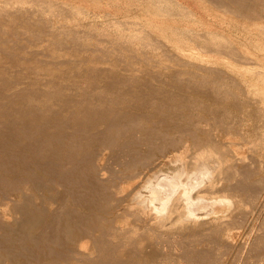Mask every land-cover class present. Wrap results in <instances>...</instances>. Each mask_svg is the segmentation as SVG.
<instances>
[{
  "label": "rangeland",
  "instance_id": "1",
  "mask_svg": "<svg viewBox=\"0 0 264 264\" xmlns=\"http://www.w3.org/2000/svg\"><path fill=\"white\" fill-rule=\"evenodd\" d=\"M95 1L0 0V264L69 263L56 253L61 249L65 253L74 244H39L23 237L22 225L14 223L23 218V208L37 212L49 197L50 213L65 205L80 221L96 226L101 217L109 216L111 186L121 183L117 175L126 170L128 161L152 152L167 162L180 151L207 142L222 143L223 149L245 157L255 190H228L230 204L201 214L206 224L181 233L185 243L181 250L165 248L152 254L144 244L141 257L132 251L134 257L126 255L129 264L140 259H153V264H202L194 253L203 250L214 253V260L203 264H264V242L258 240L264 239V171L259 165L264 162V148L255 140L264 125L256 121L255 107L248 105L253 95L248 92L249 80L261 79L256 73L264 55V0H177L183 7L158 0L171 5L166 15L174 16L156 14L160 5L156 0ZM78 5L86 14H76L72 6ZM187 8L202 26L187 16ZM151 20L166 26L189 25L201 34L208 28L227 35L236 46L243 45L246 54L251 51L252 58L229 55L236 72L224 70V59L214 46L199 54L198 45L205 37L171 30L159 34L160 30L149 29ZM150 30L153 34L147 36ZM222 68L226 80L218 83L217 70ZM248 68L256 72H246ZM222 119L225 125L220 124ZM163 146L165 158L160 152ZM109 163L114 167L103 180L98 167ZM123 186L121 194L129 192L130 185ZM218 189L226 194L224 188ZM52 227L50 235L55 237ZM40 231L35 226L29 235ZM84 244L80 240L79 246ZM49 246L52 255L42 249Z\"/></svg>",
  "mask_w": 264,
  "mask_h": 264
},
{
  "label": "bare ground",
  "instance_id": "2",
  "mask_svg": "<svg viewBox=\"0 0 264 264\" xmlns=\"http://www.w3.org/2000/svg\"><path fill=\"white\" fill-rule=\"evenodd\" d=\"M39 1H41V0H39ZM156 1H158V0H156ZM164 1L167 2V0H164ZM168 1H172V2L174 1L177 6L183 7L181 5V2H179L177 0H168ZM108 2H111V1H108ZM158 2L160 3V1H158ZM168 3H166V4H168ZM100 5H101V2H100ZM62 6L64 7V5H62ZM170 6L160 3V5H158V8H156L157 9L156 14L163 15V16H174V15H166L167 13L169 14V12H171V10H172V9H170L171 8ZM72 7H73L72 9L75 12H77L76 13L77 15H78V13L86 14L85 8L84 7L82 8L81 5H78L77 7H74V6H72ZM187 9H188L187 10L188 12L185 10V12L188 14L187 16H190L194 13V11L192 9H190V8H187ZM192 20H194L195 25H199V26L203 25L202 22L200 21V23H201L200 24L197 21V18H195L193 15H192ZM140 23L143 24L142 22H138V21L136 22V24H138V25H140ZM163 23H164L163 21L156 23L155 21L151 20L148 22L149 27L152 26L149 29L154 28V29L160 30L159 34H161V33L166 34L167 31L169 32V30H171L170 32H172V33L173 32L174 33L183 32L184 34H186L188 36L191 35V36H195L197 38L205 37L204 40H202V39L200 40L201 45H198L200 47L199 54L201 53V51H203L202 49L210 48V46H214V51L215 52L217 51L216 53L222 56L221 59H224L223 65H222L224 70H230L232 72H236V68H237L236 65L233 62H230V60H228V58L231 57L232 54H234V57H242V58H248V59L252 58L251 57V54H252L251 51L249 53L250 55L246 54L244 52L246 49L242 50L243 45L239 44L241 47H239V45L236 46L235 45L236 42L233 39L226 37L227 35L224 36V35L218 34L217 32L212 31L208 28H205L204 34H201L197 31V29L192 28L189 25L185 28H182V27H175L173 25H167L166 26ZM141 28H142V26H141ZM143 31L144 30H142V32ZM151 34H153V33L150 30V33H148L147 36H149V35L151 36ZM159 34L157 36H159ZM141 37H143V36H141ZM256 40L257 39L255 38V41ZM252 41H253V39H252ZM189 42H191V41H189ZM197 42H195V44ZM243 43H244V41L242 42V44ZM255 43H257V42H255ZM145 44H146V41H145ZM227 44H230V45L227 46ZM163 46H165V45H163ZM148 47H150V45H148ZM155 47H152V48H155ZM211 52H212V50H211ZM208 53H210V52H208ZM203 54L201 53V55H203ZM229 55H231V56H229ZM261 57H262V55H261ZM176 58H177V56H176ZM209 59H211V58H209ZM262 59H263V62L261 63V66L258 65L259 67H261V69L259 71L257 70L258 72L256 73V75L260 76L261 79H258L256 81H250L248 79L250 82V84H249L250 87H248V92L253 94L249 99L248 105L255 107L254 115L256 116V119H257L256 121H258V122H260V124L262 123V125H264V55H263ZM209 62H207V63H209ZM255 63L256 62H254V64ZM223 68L220 70H217V74L220 76L218 83H224V81L226 80V79L222 78V75L224 76V74H225L224 72H222ZM250 69L254 73L256 72V71H254V69L253 70H252V68H250ZM211 70H213V69H211ZM248 70H249V68L246 70V72ZM215 72H216V70H215ZM241 76L246 77V75H243V74ZM226 78H227V81L230 79L228 77H226ZM245 79H243V80H245ZM202 80H204V79H202ZM205 81H206V79H205ZM202 82H203V84L206 83V82L204 83V81H202ZM208 82H209V80H208ZM212 82H214L213 79H212ZM216 83H217V81L215 82V85H216ZM222 88H225V87H222ZM218 89H219V87H218ZM225 90H227V89H225ZM218 91H220V90H218ZM231 91H233V90H231ZM231 91L229 93H231ZM222 93L224 96L226 95V94H224V92H222ZM225 97H227V96H225ZM227 98H230V97H227ZM220 124L225 125V121L222 119V121H220ZM256 124H257V122H256ZM156 135H154V136L156 137ZM255 140L258 142L260 141L261 147L264 148V130H262V133L257 134V138H255ZM171 141H172V139H171ZM178 141H177V145H178ZM258 142H256V143H258ZM210 143H212V142L204 143V145L201 144L202 146L201 147L199 146V148H195V147L188 148L185 150V152L180 151L179 153H177L174 156V158H171L167 162L164 161L163 159L158 160V158H156L157 157L156 154H154L152 152L144 154L143 156L135 157L131 161H128L126 164V170L124 172H121L120 175H117V177L121 179V183L118 184L117 182L115 183V181H114L112 186H111L112 187L111 199L109 201V206L107 205L108 207L111 208V211H109V216L104 217V218L101 217V221L96 226H94V225L92 226L89 222H87L85 220L80 221L77 218L76 211L74 209L65 207V205H63L60 209H57L53 213H50L49 207L47 206V201L49 200V197H48V200L46 198H44V200L42 199L43 201L40 205V209L37 212L30 211L29 209L27 210V209L23 208L24 209L23 210V218L22 219L16 218L14 223H16L20 226L22 225L23 237L29 238L32 241L38 240L39 244L40 243L49 244V242L54 243V241L57 242L59 244V246L63 244V241H67V243L69 244V247H70V244L71 245L74 244L75 246H71V249L69 251H67V252L65 251V253H64L63 250L61 249L60 251H58V253H56L60 259L69 261L68 264H86V263L87 264H129V260L132 257H134V255L132 257L130 256L131 251L136 253L135 255L139 254V256H140L139 251H141L144 248L143 247L141 249V245H144V244H145L144 246H146L147 251H149L150 253H152L154 250H158V249H161L164 251L165 248H167L166 250H170L171 252L172 251L177 252V251L181 250L180 246L181 247L185 246L184 241H182L180 239L182 232L184 233L186 231V229L193 228V226H196V225L200 226L202 224H206L205 222H207V221L202 218V217H205V216H203L204 214L207 215L213 208H215V209H217L218 207L223 208L225 206V204H230L231 199L227 195V194H229L228 190H230L231 188H234L241 193H247L250 191H254L256 188V185H254L252 183L253 180L249 176L250 172L248 175V169H247V166L245 165V163L248 160L246 161L245 157H239V156H237L236 152H234V151L228 152L227 149H223L222 143H220L218 145L215 144L216 146H214ZM194 146H196V145H194ZM165 151H166V148L164 146L160 148V152L164 156V158H165V156H167L166 155L167 152L165 153ZM121 162H123V161H121ZM104 164H106V163H104ZM259 165L262 168V170L264 171V162L260 163ZM113 167H114L113 163H109L107 165H103V166L98 167L99 168L97 170L98 176L103 179L104 177H106V172L110 171ZM233 171H235L237 173L236 176L233 175V173H234ZM239 175H240V179H237V177ZM233 178L236 179L235 183H233V181H232ZM123 184L130 185V190L127 193L121 194L122 190H124ZM39 185L44 186L45 185L44 181H43V183H39ZM216 187L220 188V189L224 188L226 190V194L222 193V191L219 189L216 190ZM103 214L105 215V213H103ZM201 214H203V215H201ZM227 216L229 219H231L233 215L232 216L227 215ZM96 218H97V216H96ZM218 218H220V217H218ZM50 220H52V222ZM216 222H218V221H216ZM35 226L41 227L40 233L37 236L29 235V232H31V230ZM52 226H55V228H54L55 237L54 236L51 237V235H50V233H51L50 230H52V228H53ZM216 228H217V225H216ZM216 228L213 227L212 229L214 230ZM220 229H221V227H220ZM208 230H210V229H208ZM184 235H185V233H184ZM197 236H199V235H197ZM260 236H262V235H260ZM213 239L215 240V236ZM226 239H227V237H226ZM80 240H83V242L85 244L82 246H79ZM144 240H147V242ZM258 240H259V242H264L263 238H260ZM143 241H144V243H143ZM214 243L217 244V242H213L212 244H214ZM182 244L184 246H182ZM192 246H194V245H192ZM196 246H198V245H196ZM244 246L246 248V245L243 244V247ZM50 247L51 246H49L48 248L42 247V249L44 250L46 255H50V254L52 255L53 254V251L51 250L52 248H50ZM238 247H239V245H238ZM255 247H257V246L255 245ZM186 248H187V246H186ZM216 249H217V246H216ZM221 249H223L222 246H221ZM247 249H248V247H247ZM170 251L167 254L171 253ZM183 251L184 250H182V253H185V251L184 252ZM187 251H190V250H187ZM187 251H186V255H187ZM197 251H199V250H197ZM200 251H202V250H200ZM204 251H207V252H204ZM229 251H228V253L233 252V251H230V252ZM239 251H241V250H239ZM212 252H213V250H212ZM244 252H246V251H244ZM246 253H248V252H246ZM8 254H10V253H8ZM191 254H193V253H191ZM194 254L196 257L198 256L197 259L202 261V264L203 263H209L210 261L214 260V258H213L214 253H211L208 250H203V252H201V253L199 252V254H197V253H194ZM239 254H240V252H239ZM126 255L130 256L129 260L127 259ZM131 255H132V253H131ZM242 255H243V253H242ZM129 256H128V258H129ZM255 256H257V255H255ZM174 257H175V255H174ZM249 257H247V258L249 259ZM155 258H154V261H157ZM162 258H164L163 255H162ZM184 258L186 259V257H184ZM169 259L171 260L170 257H169ZM192 259H193V257H192ZM239 259H240V257H239ZM140 260L137 261V264H153V263H155V262H153V259L151 260L153 263L150 261V259H149V261H145V262H142ZM142 260L144 261V259H142ZM216 260H219V258ZM241 260H242V257H241ZM161 261H163V260H161ZM225 261H226V258H225ZM227 261L229 262L228 259H227ZM74 262H76V263H74ZM157 263L160 264L159 261H157ZM161 263H163V262H161ZM58 264H62V262H59ZM168 264H170V263H168ZM216 264H217V262H216ZM219 264H220V262H219ZM225 264H227V262H225ZM255 264H257V263H255Z\"/></svg>",
  "mask_w": 264,
  "mask_h": 264
}]
</instances>
